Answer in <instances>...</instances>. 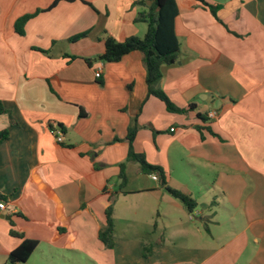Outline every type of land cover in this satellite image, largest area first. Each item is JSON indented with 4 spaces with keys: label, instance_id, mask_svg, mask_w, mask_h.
<instances>
[{
    "label": "crops",
    "instance_id": "0c3cea01",
    "mask_svg": "<svg viewBox=\"0 0 264 264\" xmlns=\"http://www.w3.org/2000/svg\"><path fill=\"white\" fill-rule=\"evenodd\" d=\"M57 1L0 0V133L8 132L0 143V264L22 243L11 230L38 241L33 255L42 249L48 264L139 261L151 243L120 230L145 222L165 237L171 213L180 217L181 253L154 241L149 260L264 264V0H205L220 7L217 16L177 0L181 56L159 88L179 108L193 104L187 114L147 98L142 53L87 64L105 53L108 37L145 36L147 25L135 22L139 0ZM29 15L21 36L16 24ZM136 117L135 151L197 202L193 212L129 160ZM111 206L109 250L99 233Z\"/></svg>",
    "mask_w": 264,
    "mask_h": 264
},
{
    "label": "trees",
    "instance_id": "16d2710c",
    "mask_svg": "<svg viewBox=\"0 0 264 264\" xmlns=\"http://www.w3.org/2000/svg\"><path fill=\"white\" fill-rule=\"evenodd\" d=\"M58 0L57 2H59ZM73 1V0H70ZM204 7L209 8L213 15L217 16L219 6H211L205 0H196ZM135 5L140 9L135 19L136 23L147 25V32L143 38L134 36L124 42H118L112 37H108L105 43V53L98 59L86 60L90 67L98 61L107 63L120 62L125 56L132 52H140L143 55L146 68V84L149 97H156L165 103L167 111L176 114H187L195 109L192 104L188 109L177 107L167 94L157 89L158 83L163 78L164 69L176 65L181 54V44L175 32V20L179 15L177 0H139ZM33 17L29 15L21 18L16 24V31L19 35L25 34V25ZM88 33L81 34L71 39L72 42L85 38ZM7 111L0 105V114ZM138 118H134L128 128L127 141L129 143L128 158L130 161L137 162L142 171L147 175H158L161 186L175 199L180 201L189 212L197 208V202L183 192L173 189L168 185L165 171L162 167L148 163L144 154L137 153L133 147L134 141L139 131ZM169 132V131H167ZM172 132V130L170 131ZM155 133H159L155 131ZM8 137V132L0 133V143ZM121 178L124 185L125 165L121 167ZM0 200H5L0 196ZM107 224L99 233V239L104 246L112 250L114 244L115 225L113 220V207L106 211ZM11 235L22 239V243L9 255V264H27L36 251L39 243L36 240L26 239L23 234L11 230ZM152 253V247L146 245L144 256Z\"/></svg>",
    "mask_w": 264,
    "mask_h": 264
},
{
    "label": "rangeland",
    "instance_id": "374dc122",
    "mask_svg": "<svg viewBox=\"0 0 264 264\" xmlns=\"http://www.w3.org/2000/svg\"><path fill=\"white\" fill-rule=\"evenodd\" d=\"M140 38H143V37L141 36ZM75 43H77V41ZM180 56H181V54H180ZM91 60H95V59H91ZM143 61H144V58H143ZM100 63L109 64L107 62L98 61V64H100ZM178 64H179V62H178ZM144 66H145V63H144ZM159 83L157 85V89L161 90L159 88ZM161 91H163V90H161ZM136 165L139 167L138 163ZM171 215L173 216V218H177V219L164 221L166 223L165 225H166L167 230H168V231H166L165 237H161V236L158 237V235L153 234L151 229H149V227L145 224V222L140 223L138 225L137 229L130 230L129 228H123L120 230V232L125 236L136 237V238H145L144 240L147 242V244L151 243V244H149V246H151V245L153 246L154 241L167 240L168 241L167 244L171 245L170 247L176 248L177 251L175 252V255L178 256L181 253L178 251L179 250L178 248H181V226L177 224L180 221V217H179V215H174L173 213H171ZM143 217H144V215H142L141 218H143ZM41 250H38L34 255H32L30 258V261L27 264H48V261H44L43 253ZM146 255L147 256H144V252H143V256L141 257V259L139 261L127 260V261L115 262V264H166V263H164L165 262L164 259L160 256L154 257L151 261V260H149L151 255H149L148 252L146 253ZM58 262L60 264H113V262L108 263V262H102L101 260L100 261L96 260L94 262L93 261H88V262L87 261H78L77 262L72 257H67L66 263H63L61 259ZM171 262H173L171 264H181V256L178 259H175L174 261H171ZM2 264H9L8 258L5 259Z\"/></svg>",
    "mask_w": 264,
    "mask_h": 264
},
{
    "label": "built area",
    "instance_id": "2783aa9c",
    "mask_svg": "<svg viewBox=\"0 0 264 264\" xmlns=\"http://www.w3.org/2000/svg\"><path fill=\"white\" fill-rule=\"evenodd\" d=\"M101 71H102L101 68L97 69L96 74H95L96 79H100L101 78V76H102ZM212 116H214V115H212ZM51 133H52L53 136H55L56 141L58 143H62L63 142V134H62L61 130L52 128L51 129ZM153 179L154 180H158V177L155 175V176H153ZM6 209H7L6 202L0 200V211H4Z\"/></svg>",
    "mask_w": 264,
    "mask_h": 264
}]
</instances>
